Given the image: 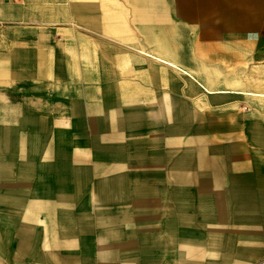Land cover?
<instances>
[{
  "label": "crops",
  "instance_id": "obj_1",
  "mask_svg": "<svg viewBox=\"0 0 264 264\" xmlns=\"http://www.w3.org/2000/svg\"><path fill=\"white\" fill-rule=\"evenodd\" d=\"M129 72H138L137 85L127 80ZM2 77L16 84V100L0 96V168H11V177H18L15 148L30 151L24 180H33L34 153L48 155L42 168L58 176L81 178L96 168L48 148L45 118L24 104L67 105L79 122L74 130L104 152L107 165L97 184L106 208L95 211L109 215L99 245L105 258L113 254L104 264H173L174 255L183 264H229L232 257L241 264L242 247L231 227H244L238 232L245 244L264 236V212H257L263 208L264 172L257 160L249 172H236L232 147L202 145L197 151L192 144L172 154L178 122L188 124L193 115L187 99H178L180 88L187 95L201 86L264 101V0H0ZM83 79L91 84L83 86ZM146 79L155 109L147 115L156 126L148 140L142 105H128L147 102L140 101ZM131 88V95L124 92ZM162 90L168 98H161ZM106 105L117 108L107 112ZM100 112L113 122L105 134ZM163 113L177 125L162 128ZM60 115L54 112L52 119ZM35 121H43V134ZM19 123L29 124L31 133L20 134ZM250 136L264 150V128H251ZM259 165L264 169V162ZM127 201L131 212H110ZM189 213L201 219L198 228H188L196 221L187 219ZM213 251L218 256L211 257Z\"/></svg>",
  "mask_w": 264,
  "mask_h": 264
},
{
  "label": "rangeland",
  "instance_id": "obj_2",
  "mask_svg": "<svg viewBox=\"0 0 264 264\" xmlns=\"http://www.w3.org/2000/svg\"><path fill=\"white\" fill-rule=\"evenodd\" d=\"M126 75L127 80L137 85L138 72H129ZM224 75L228 77L234 74L226 73ZM82 77L88 78V73H82ZM177 77L180 78L179 75ZM114 78L115 81L118 79L116 76ZM14 79L0 78L1 97L9 96L16 100ZM142 81L145 84L142 85L144 89L140 101L146 99L147 102L135 104L133 103L135 101H132L128 105H142L143 116L146 119L149 118L145 123L147 125L143 128L144 139L148 140L153 138L154 129L156 130V126L150 122L152 117H149L152 116L155 109L154 105L149 104L152 100L148 98L153 97L152 89H147L150 88L149 81L147 79ZM82 84L87 86L91 84V81L83 79ZM133 91L131 88L124 92L131 95ZM162 91L161 98H168L166 90ZM178 92V99H187L190 105L189 110L193 112V115H190L191 119L188 118V124L178 122L177 125L172 120L165 121V114H162V128L165 125L171 127L177 125V129H180L178 132H181L176 136L178 138L176 144L171 145L172 154L174 151L178 153L186 145L191 146L192 144L197 151H200L199 146L202 145L210 146L212 149L232 147L236 157L233 159L232 166L238 167V169H234L236 172H249L251 170L250 163L254 160H257L258 171L264 172V169L259 165L261 161L264 162V150L258 144L253 143L250 136L251 128L256 126L264 128L263 100L255 99L246 93H209L201 86L197 92H189L188 95L184 88H180ZM214 95H228V97L220 99V102H212L210 98ZM24 106L37 118H45L48 148L56 149L70 157L77 155L81 158V162L93 164L96 168L90 175L81 178H74L71 175L58 176L42 168L49 162L48 155L44 159V154L35 155L34 153L31 157L34 167L29 172L31 173L29 176L33 177V180H24L26 177L23 174H26L25 171L28 168L25 157L30 151L15 148L18 159L12 169L17 171L18 177L10 176L11 168L5 167L3 170L0 168V174H3L0 179L2 183L0 185V264H104L108 262L109 256L112 257L113 253L110 252L107 256L108 259L105 258V249L100 247L99 243L102 231H106L107 216L109 215H97L95 212L96 210L105 212L106 208V203L101 198L102 185L97 184L103 179L100 176L104 170L100 168L107 165L104 152L91 147L88 143L89 137L87 135L81 137L74 130L73 125L77 120L74 121L76 117H73L70 110H67V105L29 103ZM126 106L123 105V107ZM104 108L108 112L117 106L106 105ZM54 112L61 113L59 116L61 119L57 122L52 119ZM107 112L98 114L101 117L106 116L99 124L102 134L107 129H113L111 116H107ZM42 122L35 121L34 125L43 134L45 129ZM5 124L7 128L14 130L12 122L7 121ZM22 124H18V132L24 135L31 133L32 127L28 124L20 128ZM78 124L79 122L76 123V125ZM22 137L26 138V136ZM24 181H29L31 184L27 186L19 184ZM16 183L19 185L16 186ZM262 190L263 208H259L257 212H264V187ZM111 209L110 212H131L134 210L128 201L122 206H112ZM114 219L118 221V217ZM187 219L196 220L190 224L189 229L199 227L197 223L201 219L198 216L189 213ZM261 226L262 219H259L257 227ZM231 228L237 236L236 246L242 247L244 258H242L241 264H264V236L259 233L257 241L253 240L252 243L245 244L240 239L241 233L238 232L244 227L237 223ZM235 233L231 232V234ZM211 253V257L218 256L217 251ZM229 255L233 256L234 253ZM232 258L234 260L229 264L237 261V257ZM170 259L173 264H183L177 255L171 256Z\"/></svg>",
  "mask_w": 264,
  "mask_h": 264
}]
</instances>
